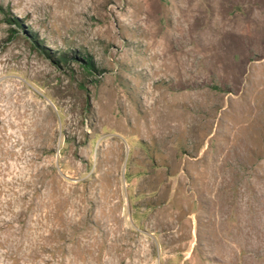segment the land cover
Returning <instances> with one entry per match:
<instances>
[{
  "label": "rangeland",
  "instance_id": "obj_1",
  "mask_svg": "<svg viewBox=\"0 0 264 264\" xmlns=\"http://www.w3.org/2000/svg\"><path fill=\"white\" fill-rule=\"evenodd\" d=\"M0 264H264V0H0Z\"/></svg>",
  "mask_w": 264,
  "mask_h": 264
}]
</instances>
